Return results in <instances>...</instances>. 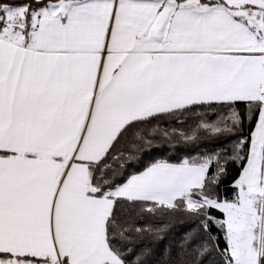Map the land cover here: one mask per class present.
I'll return each mask as SVG.
<instances>
[{"label": "snow or ice", "instance_id": "obj_1", "mask_svg": "<svg viewBox=\"0 0 264 264\" xmlns=\"http://www.w3.org/2000/svg\"><path fill=\"white\" fill-rule=\"evenodd\" d=\"M0 264H264V0H0Z\"/></svg>", "mask_w": 264, "mask_h": 264}, {"label": "trees", "instance_id": "obj_2", "mask_svg": "<svg viewBox=\"0 0 264 264\" xmlns=\"http://www.w3.org/2000/svg\"><path fill=\"white\" fill-rule=\"evenodd\" d=\"M173 153L168 152L165 155L167 156H171ZM228 180H231V176L228 177ZM228 184L227 182L222 185V188H227ZM162 219H167V218H162ZM188 227L187 223H181L179 221L174 223V226L172 227V230L167 234L166 239L164 240L163 243L167 244L172 242L174 239H179L180 235H182V233L186 230V228Z\"/></svg>", "mask_w": 264, "mask_h": 264}]
</instances>
